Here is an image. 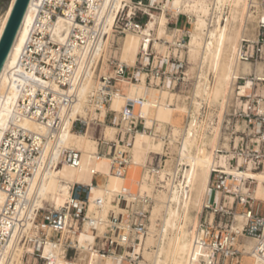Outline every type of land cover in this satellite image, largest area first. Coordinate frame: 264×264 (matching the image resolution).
I'll return each mask as SVG.
<instances>
[{
    "label": "built area",
    "instance_id": "2783aa9c",
    "mask_svg": "<svg viewBox=\"0 0 264 264\" xmlns=\"http://www.w3.org/2000/svg\"><path fill=\"white\" fill-rule=\"evenodd\" d=\"M107 1L44 0L35 26L41 25L40 17L49 19V24L43 26L45 32L33 33L25 46L23 59L27 69L33 70L38 77L55 81L62 88L69 89L79 71L82 70L84 76H87L90 71L95 70V66H100L101 69L106 61L109 71L101 76L100 92L95 98L96 106H110L113 97L121 93V84L124 81L139 82L140 77L146 75L149 87L176 93L184 97L188 106L193 108L190 93L197 87L200 79L198 73L190 74L187 70L192 27L190 16L185 13L175 15L173 11H166L169 18L167 33L175 35L176 38L174 43L166 39L159 40L165 52L158 53L155 40L143 36V30L152 19V14L165 12L163 6L167 0L124 2L117 12L112 31L113 52L96 59V53L105 37L103 26L107 14L104 5ZM209 4L211 13L207 18L208 26L213 28L221 12L217 0H209ZM228 9V6L223 7V23L229 18ZM65 11H69V14ZM61 16L71 22L63 40L55 36L57 28L53 26ZM181 17H184V23L181 22ZM128 33L143 37L134 67L122 64L117 55L121 39ZM237 59L239 64H264V0H246L244 36ZM247 78L253 80L254 88L242 94L241 87L245 85ZM33 98V103L30 100L21 102L23 107L27 105L26 114L36 117L51 130L58 131L65 115L72 109L74 96L55 91H39ZM140 105L142 100H129L120 114V124H116L117 114L109 112L107 123L121 130L122 122L128 125L120 132L117 142L100 140L99 153L112 158L114 175L125 177L132 163V141L138 132L149 133L155 141H162L163 152L150 153L145 164L139 166L141 178L136 183V192L125 189L113 197V209L107 218L104 234H99L95 226L98 221L102 223V220L89 215L92 185H74L67 204L61 210L49 206L48 209L36 208L32 214H23V210L17 208L19 198H22L21 209L28 210L30 207H27L28 199L21 194L27 192L29 183L26 180L34 177L40 164L37 160L41 158L42 151V148L34 146V139L30 136L23 133L20 135V139L30 145L29 148L22 146V159L18 160V177L21 180L11 181L10 156L0 166L1 187H6L14 198L16 197V201L9 203L6 210L0 213V264H17L14 256L26 246H33L35 252L26 254L23 264H57L54 252L45 256L47 236L43 226L52 230L51 242L54 246L63 245L64 260L68 262L66 264L75 262L79 250L72 235L83 231L88 222L92 224L90 230L96 236L94 253L102 260L113 257L120 264H137V261H140L141 254L137 253V247L142 244V239L150 235L152 213L156 203L147 192H142L141 185H153L156 193L169 191L178 184L183 169L177 162L181 158L183 139L173 138L170 126L160 128L155 122L152 128H148L146 119L136 115V107ZM98 112H101L99 108ZM224 119L221 142L227 143L228 140L230 150L221 149L218 153L226 154L231 172L219 165L213 168L210 191L218 198L205 205L198 228L197 244L207 250L211 264H239L244 257V252L238 248L240 242L245 239L254 240L255 246L251 255L259 264H264V201L255 197L253 181L241 176L247 171L264 173V73L261 76L254 72L238 78L234 92L226 104ZM191 120L192 115L188 114L183 129ZM96 124L97 129L101 128L100 120H97ZM74 129L82 132L87 129V125L82 119H78ZM81 158L82 153L74 149L59 152L58 157L59 164L63 161L75 167H79ZM93 183L98 186L97 179H94ZM8 186L11 188L8 189ZM97 208L100 210L101 206ZM29 223L32 224L31 229L28 228ZM161 223L160 221L158 224L160 229ZM240 223H243L242 229L239 228ZM127 252L130 255L125 258Z\"/></svg>",
    "mask_w": 264,
    "mask_h": 264
},
{
    "label": "bare ground",
    "instance_id": "6f19581e",
    "mask_svg": "<svg viewBox=\"0 0 264 264\" xmlns=\"http://www.w3.org/2000/svg\"><path fill=\"white\" fill-rule=\"evenodd\" d=\"M130 1L108 0L104 5V11L107 14L103 26L105 37L101 48L96 53V59L100 56L106 57L109 52H113L112 31L116 15L123 7V3H129ZM15 2L16 0H12L8 11L0 15V40ZM43 4L44 0H31L22 26L0 75V166L10 156L12 158L10 160L11 171L9 174L11 181L19 179L18 160L22 159V146L24 148L30 147L29 144L20 139V135L23 133L25 136H30L34 139V146L42 148L41 158L37 160L40 164L34 177L31 179L27 178L26 180L29 183L27 192L21 194L22 197L28 199L29 205L27 207L30 206L29 209H21L22 198L18 199L17 208L20 211L23 210V214H26V212L32 214L36 208L48 209L49 207L44 206V199L48 193H53L54 203L51 207L61 210L67 204L73 186L84 184L93 186L92 191L94 193L92 195L91 192L89 207L90 212L93 213L96 211L102 198H107L108 205L113 206V197L123 192V183L124 181L126 182V179L124 180L122 177H118L112 173V158L100 155L99 151L94 148L95 145H98L99 148L100 144V140L94 144L92 142V135H90V129L92 127L97 128L96 121L100 120L102 122L101 128H104L102 131L104 138L102 140L117 142V136H119L121 131L125 130L128 124L122 122L123 129L121 130L117 126L114 127L108 124L106 117L109 112H115L117 114L116 124H120L122 119L120 114L124 111L129 100H142V105L136 107V115H141L146 119V126L148 128H152L155 122L165 123L169 121V113L175 111V108L171 107L170 103L168 105L165 104L171 94L169 91L146 86L148 85L146 75L140 77L139 83L141 82V85H134L137 83L124 81L121 84V93L113 97L110 106H96L95 98L98 97L100 92L101 76L107 74V71H109L106 61L101 66V69L99 68L100 66H95V70L90 71L87 76H84L82 70L79 71L77 77L72 80L69 89L62 88L55 81L45 80L36 76L33 70L29 71L23 59L25 46L33 33L45 32L46 30L43 26L49 24V19L40 17L41 25L39 27L35 26ZM166 5L168 9L164 10ZM217 6L221 14H223V7L228 6L229 18L223 23L220 14L213 28H209L208 26V17L202 20L196 17V14L200 11L206 15H210L211 11L206 4V0H167L163 6V10L165 11L162 13L163 15L167 16L166 11L168 10L173 11L175 15L186 12L185 14L189 13L188 15L194 22L195 33L191 35L188 47L189 49L190 46L193 48V53L197 56V59L199 57V77L201 80L197 83L193 97L191 122H189L183 133L174 127H172L171 132L173 138L178 139L181 136L183 139L181 158L177 160L183 166L182 177L178 181V184L170 188L169 191H158L157 194H150V196L156 197L159 200L158 206L154 208V214L162 216L161 229L158 231V239L155 243L156 250L153 253L144 250V255L148 262L137 261V264H204L205 261L207 264H211L207 250L199 247L197 244V233L199 222L201 221L200 215L202 216L206 203H210V201L217 197L210 191L214 166L219 165L226 168L228 172H231L229 164L224 162L225 157L228 162V157L219 156L218 154L225 127L226 104L233 94L235 83L240 76H248L254 72H258L262 76L264 73V64L255 66L250 63L239 64L237 59L244 36L246 0H217ZM65 13L69 14V11H65ZM154 15L152 14V19L143 30V36L153 38L157 52L164 53L165 48L164 50H158L156 47H164L159 40H163V37H165L164 39L174 43L176 37L167 33L168 27H165V16L161 20L157 37H153L152 34L158 22L157 17ZM69 23L71 22L61 16L58 22L53 25L57 28L55 36L59 40H63L67 36L71 27ZM63 31L64 33H62ZM129 37H131L130 41L132 38L137 41L139 49L137 54L131 58L128 53L132 50L130 46H133L128 41ZM142 39L143 37L132 33L127 36L129 43H125L124 46L120 45L117 51L122 64H127L130 67H134L137 64ZM126 56L128 59H125ZM81 69H83V66H81ZM206 70L211 71L212 77L211 74H207ZM247 79L252 81L254 88L253 80ZM123 85L125 89H123ZM39 91L44 93L55 91L74 96L72 109L65 115L63 124L56 132L51 130L46 124L38 121L36 117L28 116L26 114L27 105L24 107L21 105V102L26 100H30L31 103L35 102L33 96ZM203 102L207 106L208 104H213L216 114L203 112ZM98 108L101 112H98ZM152 109L156 110L154 114L155 119L151 117ZM193 113H198L200 117H197ZM63 114L64 112H62ZM91 117L93 119L90 120ZM78 119H82L87 125V129L80 132L82 133L80 135L73 133L72 129L73 124L75 125V121ZM84 132L87 133L83 134ZM133 141V146L130 148L132 156L131 165L134 164L133 166L144 165L149 154L152 152L158 154L163 152V142L155 141L149 133L138 132ZM66 149H74L82 153L79 167L72 166L63 161L62 164H59V152ZM54 162L58 164L57 167L62 168L64 171H58L56 168L51 170L50 166ZM65 171L67 175L63 174ZM96 174L107 178L105 184L103 183L104 188L94 185V179L99 177ZM63 176L64 179H62ZM241 176L253 181L255 185V197L264 201V173L247 171L243 172ZM129 184L131 185V183ZM10 188L8 186V189ZM143 188L144 192L149 191L147 183H144ZM256 193L260 198L256 196ZM12 201H16V197L14 198L6 187L3 189L0 185V213H3ZM193 212H197L198 215L192 222L193 226L191 227L189 225ZM152 218L151 237L147 239L146 245L154 243L152 235L157 233L158 223L154 220V216ZM91 225L88 222L81 233L77 246L79 250L78 258L70 264H120L113 257L102 260L94 253L92 245L96 236L90 232ZM95 226L99 230V234L106 232V222L99 223L98 221ZM31 227L32 224L29 223L28 228L31 229ZM43 228L47 236L44 250L45 256L54 252L57 264L68 263L64 260L65 252L63 245L54 246V243L51 242V237L53 236L52 230L44 226ZM239 228H243V223L239 224ZM143 242L142 239L140 247H143ZM242 242H240L238 248L244 252L245 261H243L245 263L243 264H259L251 255L255 241L247 240L244 244ZM19 251L14 256V259L17 264H23L25 255L28 253L33 254L35 248L33 246H26L23 250L20 249ZM137 253L141 252L137 250ZM129 255V252H127L124 257L126 258Z\"/></svg>",
    "mask_w": 264,
    "mask_h": 264
},
{
    "label": "rangeland",
    "instance_id": "374dc122",
    "mask_svg": "<svg viewBox=\"0 0 264 264\" xmlns=\"http://www.w3.org/2000/svg\"><path fill=\"white\" fill-rule=\"evenodd\" d=\"M164 4H165V2H164ZM206 4L208 5V8H210V6H209V2H208V0H206ZM168 9V7H167V5L164 7V10H167ZM184 13H186V12H184ZM2 14V13H1ZM0 14V15H1ZM187 14H189V13H187ZM154 15V14H153ZM154 16H156L157 17V19H158V22H157V24H156V27H155V31L153 32V37H157L156 35H157V31H158V29H159V27H160V24H161V20H162V18H163V16H165L166 17V21H165V27H168V23H169V18H168V16H166L165 14L163 15H161V14H155ZM209 16V14H204L203 12H198L197 14H196V17L198 18V19H203V18H207ZM194 17V16H193ZM196 17H195V21H196ZM184 21V17H181V22H183ZM170 22H172V21H170ZM184 23V22H183ZM183 23L181 24V27L183 26ZM191 23H192V27H191V30H190V36L192 35V34H194L195 33V24H194V22L191 20ZM187 29H189V26L187 27ZM130 33H128L127 34V36L129 35ZM133 34V33H132ZM170 35V34H169ZM127 36L125 37V38H123V39H121V46H124V44L125 43H127L128 41L129 42H131L132 43V46L133 47H131L130 46V48L133 50H131V52H129L128 53V55H130V58L131 57H134L136 54H137V51L139 50L138 49V43H137V41L134 39V38H132L131 39V41H130V38L131 37H129L128 38V41H127ZM165 37H163V39H164ZM128 42V43H129ZM189 44H190V41H189ZM130 45V44H129ZM137 47H135V46ZM129 47V46H128ZM135 47V48H134ZM157 48H158V50H164V47L163 48H160L159 46H156ZM117 55H118V53H117ZM123 55H124V53H123ZM119 57V56H118ZM125 59H128V57L126 56L125 57ZM198 60H199V57H198V59H197V56H195L194 55V53H193V48H191V46H190V49H189V65H188V68H187V70L190 72V74H196V73H198V75H199V64H198ZM206 72H207V74L208 75H210L211 74V77H212V73H211V71L210 70H206ZM199 79H200V77H199ZM214 79V78H213ZM201 80V79H200ZM204 80V79H203ZM247 83H245V85H243L242 87H241V89H242V94L244 93V92H246L248 89H252L253 88V83H252V81H250L249 79H247ZM134 83H137V84H134V85H141V82L139 83V82H134ZM146 86H148V85H146ZM123 87V89H125V87H124V85L122 86ZM149 87V86H148ZM152 88V87H151ZM154 89H156V88H154ZM195 90H196V88L194 87L192 90H191V97H192V99H193V97H194V93H195ZM171 94H170V96H169V99L165 102V104H167L168 105V103H170L171 105V107H173V108H175V111H172L171 113H169V121H167V122H165V123H159V122H157V124L159 125V127L160 128H164L165 126H170L171 128L172 127H174V128H177V129H179L180 131H181V133H183V131L185 130V129H183L184 128V125H185V121H186V116L188 115V114H191V110H193V108H190L189 106H188V103L186 102V99L184 98V97H181V96H179V95H177L176 93H172V92H170ZM202 107H203V112H210V113H214V114H216V109L214 108V105L213 104H211V105H209L208 104V106H207V104L205 103V102H203V105H202ZM193 112V111H192ZM156 113V110L155 109H152V112H151V117H152V119H155V114ZM193 114H195L197 117H200V115L198 114V113H193ZM92 115V114H91ZM91 119H93V117H91L90 118V120ZM86 120H89V119H86ZM109 124V123H108ZM114 127H116V126H114ZM73 133H75V134H78V135H80V134H82V133H80V132H78V130H75L74 129V124H73ZM103 129L104 128H96L95 129V127H92L91 129H90V135H92V142L94 143V144H96L97 143V140H95L97 137H100L99 135H100V131H103ZM92 130H93V132H92ZM95 130H97L96 132H95ZM87 132H84L83 134H86ZM94 133V134H93ZM224 133V132H223ZM181 137V136H180ZM179 137V138H180ZM222 139V138H221ZM117 141H118V136H117ZM135 141V140H134ZM134 141H133V143H134ZM108 142H116V141H108ZM221 144H220V146H219V150H221V149H223V151H229L230 150V145H229V142H228V140H227V143L225 142V143H223L222 144V142H220ZM94 148H96L97 149V151H99V148H98V145H95L94 146ZM219 154V153H218ZM226 156V155H223V154H219V156ZM224 162H226L227 164H228V162H227V158L225 157V161ZM57 165L58 164H56L55 162L50 166V169L51 170H53V168H56L58 171L60 170V171H64L62 168H60V167H57ZM134 164H132L131 166H130V168L128 169V172H127V176H125V177H122L124 180L126 179V182L124 181V183H123V188H124V190H123V192L125 191V189H130L131 191H133V192H136L137 190H138V186H137V182L140 180V178H141V169L139 168V166L137 165H135V166H133ZM140 166H143V165H140ZM64 175H67V173H66V171L63 173ZM104 178H106V177H104V176H102V175H99V177L98 178H96L97 179V181H98V184H99V186H97V187H99V188H104V184H105V181L107 180V178L106 179H104ZM62 179H64V176L62 177ZM104 183V184H103ZM129 183H131V185L129 184ZM148 184V183H147ZM144 184H142L141 185V190H142V192H144L145 190H144ZM148 189H149V191L147 192L149 195L152 193L153 195L154 194H157L156 192H154L155 191V189H154V186L153 185H150V184H148ZM93 193H94V191H92V195H93ZM256 196L258 197V198H260L259 196H258V194L256 193ZM209 197H211V196H209ZM154 198V197H153ZM155 200H156V203H155V206H154V208L155 207H157L158 206V203H159V200L155 197L154 198ZM209 199V198H208ZM215 199V198H214ZM213 199V200H214ZM101 202V203H100ZM100 202H99V204H98V206H101V209L99 210L98 208L96 209V211H94L93 213H91L90 212V208H89V215L91 216V217H98L100 220H102V222H106L107 223V218H108V216H109V214H110V212H111V210L113 209V206H110V205H108V200H107V198H102L101 200H100ZM53 203H54V194L53 193H48L46 196H45V199H44V206L45 207H49V206H51V205H53ZM197 212H193L192 213V217L190 218V221H191V223H190V225L189 226H193L192 225V222L194 221V219L195 218H197ZM154 216V220H156L157 221V223L159 224L160 223V221L162 222V216L161 215H155L154 214V209H153V213H152V217ZM200 219H201V215H200ZM100 222V221H99ZM152 223H153V218H152ZM200 223V222H199ZM200 225V224H199ZM151 227H152V225H151ZM199 228V227H198ZM159 227L157 226V233H155L154 235H152V237H153V239H154V243L152 244V245H146V241H147V239L149 238V237H151L150 235L147 237V238H144L143 239V247H140V246H138V248H137V250L139 251V252H141L140 254H141V259H140V261H147L148 262V260L145 258V255H144V250H146V251H148V252H150V253H153V251H155L156 250V245H155V243H156V241H157V239H158V231H159ZM152 230V229H151ZM83 231H81L80 233H78V235H73L72 237H74L73 238V240H74V243H75V245H76V248H77V246H78V244H79V241H80V238H81V233H82ZM90 232H91V230H90ZM92 233V232H91ZM96 240V239H95ZM249 241V240H248ZM247 242V239H245V240H243V244L244 243H246ZM94 244H95V241L93 240V245H92V242H91V245H92V249H93V246H94ZM63 250H64V248H63ZM94 250V249H93ZM245 261V256L240 260V262H239V264H243V263H245L244 261ZM139 261V262H140Z\"/></svg>",
    "mask_w": 264,
    "mask_h": 264
},
{
    "label": "water",
    "instance_id": "95a60500",
    "mask_svg": "<svg viewBox=\"0 0 264 264\" xmlns=\"http://www.w3.org/2000/svg\"><path fill=\"white\" fill-rule=\"evenodd\" d=\"M12 0H0V14L8 11ZM31 0H16L0 40V75L12 50Z\"/></svg>",
    "mask_w": 264,
    "mask_h": 264
},
{
    "label": "crops",
    "instance_id": "0c3cea01",
    "mask_svg": "<svg viewBox=\"0 0 264 264\" xmlns=\"http://www.w3.org/2000/svg\"><path fill=\"white\" fill-rule=\"evenodd\" d=\"M96 129V128H95ZM97 130H95L96 132ZM104 138V135L102 134V131L100 133V137H97L95 140L99 141V140H102ZM105 140V139H104ZM109 157V156H108Z\"/></svg>",
    "mask_w": 264,
    "mask_h": 264
}]
</instances>
